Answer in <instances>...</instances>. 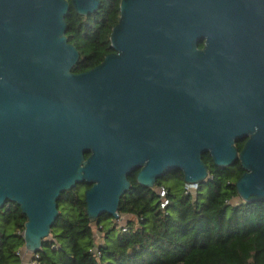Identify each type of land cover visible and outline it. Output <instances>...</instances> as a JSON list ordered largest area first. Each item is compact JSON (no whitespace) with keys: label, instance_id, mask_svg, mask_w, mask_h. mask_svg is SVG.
<instances>
[{"label":"water","instance_id":"95a60500","mask_svg":"<svg viewBox=\"0 0 264 264\" xmlns=\"http://www.w3.org/2000/svg\"><path fill=\"white\" fill-rule=\"evenodd\" d=\"M70 4L88 16L100 0H0V208L25 216V252L62 193L89 185L88 219L116 220L132 172L148 189L174 171L200 185L204 154L240 164L237 199L264 201V0H120L112 52L82 73Z\"/></svg>","mask_w":264,"mask_h":264},{"label":"trees","instance_id":"16d2710c","mask_svg":"<svg viewBox=\"0 0 264 264\" xmlns=\"http://www.w3.org/2000/svg\"><path fill=\"white\" fill-rule=\"evenodd\" d=\"M119 3L100 0L99 9L88 16L76 14L70 4L65 36L79 52L74 73L92 69L112 52L109 38L119 19ZM243 143H235L238 151ZM202 160L208 180L193 194L184 193L180 171L170 173L172 186L164 187L157 180L152 189L138 185L137 170L132 172L127 177L130 189L120 198L117 212L135 219L115 234L116 227L103 226L112 218L98 217L95 226L103 236L98 244L86 215L84 192L89 185L62 193L50 239L32 259L37 264H264V201L238 199L232 204L238 198L235 183L243 174L240 164L216 167L208 154ZM160 186L168 199L165 209H160L156 193ZM25 222L16 204L0 208V264H21Z\"/></svg>","mask_w":264,"mask_h":264},{"label":"rangeland","instance_id":"374dc122","mask_svg":"<svg viewBox=\"0 0 264 264\" xmlns=\"http://www.w3.org/2000/svg\"><path fill=\"white\" fill-rule=\"evenodd\" d=\"M170 173L165 175L164 177H162L161 179H158L159 182L161 183L162 186L164 187H170L172 186L174 183L173 181L171 180L170 178ZM180 186V185H178ZM238 201L237 198H235L234 200H232V204L236 203ZM135 218L131 215H121L119 216L118 219L116 220H113L111 221V223H104L103 226L106 228H109L110 226H114L116 227V231L114 232L115 234L118 233V228H121V227H125L126 224L129 222V221H133ZM92 227H93V232H94V241L95 243H102L103 241V236L102 234L96 229V226H95V221H92ZM48 239H50V237H48ZM20 258H21V264H31V254L30 253H27L25 252L24 249L21 250V255H20Z\"/></svg>","mask_w":264,"mask_h":264},{"label":"built area","instance_id":"2783aa9c","mask_svg":"<svg viewBox=\"0 0 264 264\" xmlns=\"http://www.w3.org/2000/svg\"><path fill=\"white\" fill-rule=\"evenodd\" d=\"M196 186L197 185H186L184 193L185 194H193L195 192V190H196ZM156 193H157L158 198H159V202H160L159 206H160V209H165L167 207V205H168V199L166 197V190H165V188L162 187V186L158 187L156 189ZM121 228H122V231H125L126 230L125 227H121ZM20 255H21V253H20ZM33 255L34 254H31V260H32L31 261V264H37L32 259V256Z\"/></svg>","mask_w":264,"mask_h":264},{"label":"flooded vegetation","instance_id":"af4514ba","mask_svg":"<svg viewBox=\"0 0 264 264\" xmlns=\"http://www.w3.org/2000/svg\"><path fill=\"white\" fill-rule=\"evenodd\" d=\"M137 172H138V170H137ZM5 204H7V203H5Z\"/></svg>","mask_w":264,"mask_h":264}]
</instances>
